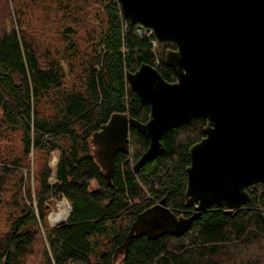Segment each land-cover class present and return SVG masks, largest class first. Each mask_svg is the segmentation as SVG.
<instances>
[{"label":"trees","instance_id":"obj_1","mask_svg":"<svg viewBox=\"0 0 264 264\" xmlns=\"http://www.w3.org/2000/svg\"><path fill=\"white\" fill-rule=\"evenodd\" d=\"M135 27L117 0H0V264L38 255L40 264H119L137 215L162 199L174 214H191L185 169L204 119L166 132L163 153L136 174L148 140L130 129L110 183L92 157L89 138L112 113L145 123L150 111L125 82L126 71L154 61L156 37ZM157 56L162 77L176 81L158 47ZM247 192L241 208L227 214L213 205L178 237L132 239L122 264H264V183ZM62 199L69 216L50 228L49 208Z\"/></svg>","mask_w":264,"mask_h":264},{"label":"water","instance_id":"obj_2","mask_svg":"<svg viewBox=\"0 0 264 264\" xmlns=\"http://www.w3.org/2000/svg\"><path fill=\"white\" fill-rule=\"evenodd\" d=\"M117 1L129 25L174 44L164 50L163 61L176 81L144 63L125 72L128 90L150 111L145 123L112 113L89 138L106 182L115 155L128 150L130 129L148 140L132 166L136 174L163 153L166 132L195 118L206 121L204 136L188 148L184 201L191 214H174L162 199L137 215L115 255L122 264L132 239L178 237L213 205L227 214L241 208L249 201L247 189L264 183V0Z\"/></svg>","mask_w":264,"mask_h":264},{"label":"rangeland","instance_id":"obj_3","mask_svg":"<svg viewBox=\"0 0 264 264\" xmlns=\"http://www.w3.org/2000/svg\"><path fill=\"white\" fill-rule=\"evenodd\" d=\"M135 31H136V27H135ZM157 47H158L159 50H163V53H164L165 48H164L163 45L159 46L158 44H156V50H157ZM57 158H58V153H57V152H54V153L51 154V157H50V159H49V161H48L49 167H50L51 170H52L51 177L49 178V182H50L51 184L55 183V181H56V179H55V172H56V164H57V161H58ZM53 159L56 160L54 165H53V163H52V162H53ZM130 161H131V160H130ZM93 185H94V183H93ZM94 186H95V185H94ZM64 201H65V199H62L61 201H53V203L51 204V206H50V208H49V213H48V216H47V224H48V227L53 228V227L56 226V225H55V226H52V225L50 224L49 216H50L52 213H56V212H58L59 210H61V208L59 209V208L57 207V205H58L59 203H61V202H64ZM65 205H66L67 209L70 210V205L67 203V201H65ZM3 226H4V223H3L2 220H0V232H2L3 230H5V227H3ZM117 260L120 261V260H121V257L119 256ZM40 262H41V261H40V257H39V255H38V256L27 257V259H26V261H25L24 264H40Z\"/></svg>","mask_w":264,"mask_h":264},{"label":"built area","instance_id":"obj_4","mask_svg":"<svg viewBox=\"0 0 264 264\" xmlns=\"http://www.w3.org/2000/svg\"><path fill=\"white\" fill-rule=\"evenodd\" d=\"M135 33L138 36H146V37H149L150 35H154L152 30L147 29L145 27H142L140 25H136ZM156 44H157V39H152L151 40V46H152L151 50H152V52L154 54V61H153V66L152 67H154L157 71H161V70H163V67H162V65H161V63L159 61L158 56H157ZM253 185H251L250 187H252Z\"/></svg>","mask_w":264,"mask_h":264},{"label":"bare ground","instance_id":"obj_5","mask_svg":"<svg viewBox=\"0 0 264 264\" xmlns=\"http://www.w3.org/2000/svg\"><path fill=\"white\" fill-rule=\"evenodd\" d=\"M57 207L61 210H59L58 212L56 213H52L50 216H49V221H50V224L52 226H55L57 224H60L62 222H64L66 219H67V216L69 214V209H67L66 205H65V201L64 202H61L57 205Z\"/></svg>","mask_w":264,"mask_h":264}]
</instances>
